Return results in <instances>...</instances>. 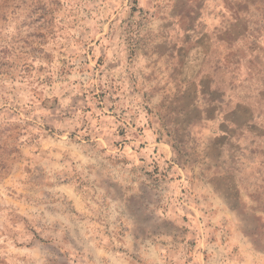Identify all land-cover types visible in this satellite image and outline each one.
<instances>
[{
    "label": "rangeland",
    "instance_id": "374dc122",
    "mask_svg": "<svg viewBox=\"0 0 264 264\" xmlns=\"http://www.w3.org/2000/svg\"><path fill=\"white\" fill-rule=\"evenodd\" d=\"M243 1L0 0V264H246L258 218L176 118L201 48L175 57L235 15L264 32Z\"/></svg>",
    "mask_w": 264,
    "mask_h": 264
},
{
    "label": "crops",
    "instance_id": "0c3cea01",
    "mask_svg": "<svg viewBox=\"0 0 264 264\" xmlns=\"http://www.w3.org/2000/svg\"><path fill=\"white\" fill-rule=\"evenodd\" d=\"M229 19L202 32L200 44L179 47V68L193 46L201 51L192 72L179 71L176 118L194 144L187 163L201 183L217 185L224 210L258 218V240L243 263L264 264V32L252 13Z\"/></svg>",
    "mask_w": 264,
    "mask_h": 264
}]
</instances>
